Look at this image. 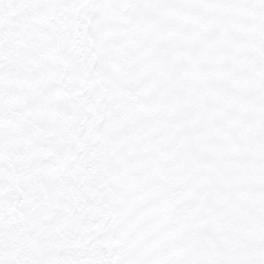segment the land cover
I'll return each instance as SVG.
<instances>
[{
  "label": "snow or ice",
  "instance_id": "obj_1",
  "mask_svg": "<svg viewBox=\"0 0 264 264\" xmlns=\"http://www.w3.org/2000/svg\"><path fill=\"white\" fill-rule=\"evenodd\" d=\"M0 264H264V0H0Z\"/></svg>",
  "mask_w": 264,
  "mask_h": 264
}]
</instances>
